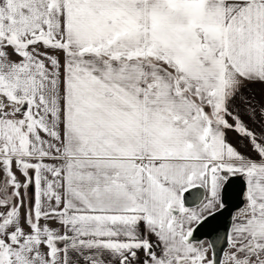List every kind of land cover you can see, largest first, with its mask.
<instances>
[{
    "label": "snow or ice",
    "instance_id": "obj_1",
    "mask_svg": "<svg viewBox=\"0 0 264 264\" xmlns=\"http://www.w3.org/2000/svg\"><path fill=\"white\" fill-rule=\"evenodd\" d=\"M0 264H264V0H0Z\"/></svg>",
    "mask_w": 264,
    "mask_h": 264
},
{
    "label": "water",
    "instance_id": "obj_2",
    "mask_svg": "<svg viewBox=\"0 0 264 264\" xmlns=\"http://www.w3.org/2000/svg\"><path fill=\"white\" fill-rule=\"evenodd\" d=\"M238 187V186H236ZM239 204V199L238 197H236L235 195L231 198L230 201V205L232 206L233 210L235 206H238ZM227 216V213L225 214V217ZM226 222V221H225ZM216 224H212V225H206L204 228H201L197 233L196 236L197 237H202V234L205 233L207 230H209L210 227H216Z\"/></svg>",
    "mask_w": 264,
    "mask_h": 264
},
{
    "label": "crops",
    "instance_id": "obj_3",
    "mask_svg": "<svg viewBox=\"0 0 264 264\" xmlns=\"http://www.w3.org/2000/svg\"><path fill=\"white\" fill-rule=\"evenodd\" d=\"M255 92H256L257 98H259L260 92H259V87H258V86L255 88ZM228 139H229L232 143H235V142H236L235 134H234V133H229V134H228Z\"/></svg>",
    "mask_w": 264,
    "mask_h": 264
}]
</instances>
